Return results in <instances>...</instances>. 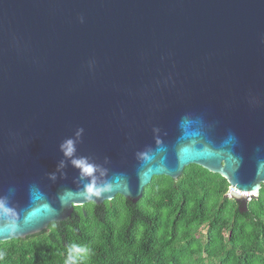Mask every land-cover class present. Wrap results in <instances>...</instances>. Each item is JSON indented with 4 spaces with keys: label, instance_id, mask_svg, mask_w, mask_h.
<instances>
[{
    "label": "water",
    "instance_id": "1",
    "mask_svg": "<svg viewBox=\"0 0 264 264\" xmlns=\"http://www.w3.org/2000/svg\"><path fill=\"white\" fill-rule=\"evenodd\" d=\"M191 165L264 184V0H0V243Z\"/></svg>",
    "mask_w": 264,
    "mask_h": 264
},
{
    "label": "trees",
    "instance_id": "2",
    "mask_svg": "<svg viewBox=\"0 0 264 264\" xmlns=\"http://www.w3.org/2000/svg\"><path fill=\"white\" fill-rule=\"evenodd\" d=\"M219 175L191 165L172 181L153 178L136 203L116 196L74 207L70 218L0 243V264H264V184L245 207Z\"/></svg>",
    "mask_w": 264,
    "mask_h": 264
},
{
    "label": "clouds",
    "instance_id": "3",
    "mask_svg": "<svg viewBox=\"0 0 264 264\" xmlns=\"http://www.w3.org/2000/svg\"><path fill=\"white\" fill-rule=\"evenodd\" d=\"M89 254L90 249L87 246L73 245L68 251L66 264H76L79 257H87Z\"/></svg>",
    "mask_w": 264,
    "mask_h": 264
},
{
    "label": "built area",
    "instance_id": "4",
    "mask_svg": "<svg viewBox=\"0 0 264 264\" xmlns=\"http://www.w3.org/2000/svg\"><path fill=\"white\" fill-rule=\"evenodd\" d=\"M232 193H235V191L233 190V188L229 187V191H228L226 197H227V198H230V195H231Z\"/></svg>",
    "mask_w": 264,
    "mask_h": 264
},
{
    "label": "bare ground",
    "instance_id": "5",
    "mask_svg": "<svg viewBox=\"0 0 264 264\" xmlns=\"http://www.w3.org/2000/svg\"><path fill=\"white\" fill-rule=\"evenodd\" d=\"M242 196H243V194H242Z\"/></svg>",
    "mask_w": 264,
    "mask_h": 264
},
{
    "label": "rangeland",
    "instance_id": "6",
    "mask_svg": "<svg viewBox=\"0 0 264 264\" xmlns=\"http://www.w3.org/2000/svg\"><path fill=\"white\" fill-rule=\"evenodd\" d=\"M244 196V195H243Z\"/></svg>",
    "mask_w": 264,
    "mask_h": 264
}]
</instances>
